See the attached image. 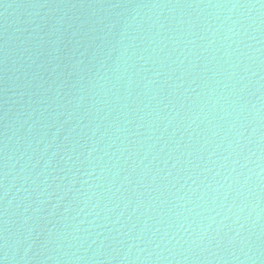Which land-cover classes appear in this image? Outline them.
<instances>
[{"label":"water","instance_id":"obj_1","mask_svg":"<svg viewBox=\"0 0 264 264\" xmlns=\"http://www.w3.org/2000/svg\"><path fill=\"white\" fill-rule=\"evenodd\" d=\"M248 3L0 0L4 264H264Z\"/></svg>","mask_w":264,"mask_h":264},{"label":"snow or ice","instance_id":"obj_2","mask_svg":"<svg viewBox=\"0 0 264 264\" xmlns=\"http://www.w3.org/2000/svg\"><path fill=\"white\" fill-rule=\"evenodd\" d=\"M255 4H259L260 8L261 9H264V0H257V3ZM255 4L253 3H248V4H234L232 5L233 7H254ZM117 7L119 5H116ZM3 52V49H0V53ZM0 230L3 231V233H7L8 229H7V226H0ZM7 259V257H4L3 260H0V264H4V261Z\"/></svg>","mask_w":264,"mask_h":264}]
</instances>
